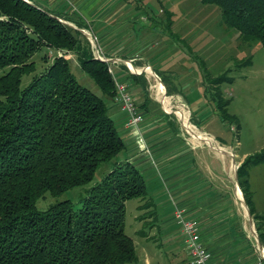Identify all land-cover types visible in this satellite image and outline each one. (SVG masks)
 Segmentation results:
<instances>
[{
	"label": "trees",
	"instance_id": "16d2710c",
	"mask_svg": "<svg viewBox=\"0 0 264 264\" xmlns=\"http://www.w3.org/2000/svg\"><path fill=\"white\" fill-rule=\"evenodd\" d=\"M199 1L216 5L221 21L241 41L264 47V0ZM65 21L88 28L79 17L34 0H0V264H139L135 242L124 230L125 201L145 194L135 167L114 166L88 188L77 208L70 199L36 207L46 192L56 196L88 183L102 162L125 148L108 104L77 81L66 54H73L101 93L116 101L108 62L95 57L87 37ZM43 46L55 55L21 87L22 76L35 71L31 57ZM227 72L212 77L209 88L204 70L205 91L221 120L235 121L239 128L220 90L222 82L233 79ZM127 76L146 91L143 74ZM259 163H264V151L246 155L237 167V181L264 245V213L255 211L249 184V168ZM147 204L152 209L138 217L151 218V226L154 204L138 207ZM138 231L146 235L144 228Z\"/></svg>",
	"mask_w": 264,
	"mask_h": 264
},
{
	"label": "rangeland",
	"instance_id": "374dc122",
	"mask_svg": "<svg viewBox=\"0 0 264 264\" xmlns=\"http://www.w3.org/2000/svg\"><path fill=\"white\" fill-rule=\"evenodd\" d=\"M34 1L42 7L66 12L73 18L79 17L87 23V29L79 28L72 22L67 23L87 33L82 32L87 37L93 52L99 41L102 51L114 55L115 50H111V47L114 46L115 41L112 38L109 40L107 35V43L103 44L99 38L98 7L100 5L101 15L105 18L104 21L108 22V32L115 35L118 30L117 23L126 26L121 30L122 40H124L123 34L131 35L128 42L132 44V49L145 50L144 53H147L148 63L153 71L152 73L146 59L135 50L133 53L135 59L128 64L133 65L136 61L144 63L140 68H143V76L148 81L146 91L139 89L132 92L128 76L119 80L125 83L142 113L141 134L149 142L150 151H141L132 133L128 134L130 130L123 128L124 112L119 113L113 102L101 93L91 77L78 65L75 56L66 54V57L70 59V69L77 81L99 95L108 104L109 114L125 142V148L110 161L102 162L96 169L93 179L88 183L69 188L56 196L46 192L37 200L36 207L43 209L55 201L70 199L73 206L77 208L82 204L88 188L100 182L114 166L131 165L138 169L144 181L145 194L143 197L125 201L124 230L135 242L139 264H146L147 256H150L153 262L161 261L163 264L173 262L171 256L174 253L179 259L185 257L186 248L179 239L178 226L173 229L162 228L163 225L158 228L155 223L149 226L151 218H139L138 216L152 207L149 204L143 208L138 206L141 203L151 202L154 207L157 206L159 212H162V207L167 205L164 196L167 189L165 178L174 171L176 173L179 171L181 176L191 175L194 170L193 163L196 162L199 165V153L202 154V165L218 166L219 179L234 180L236 166L232 165L231 156L222 155L211 146L219 144L228 151L235 152L236 160L248 154L264 151V47L258 41H241L238 32L227 28L221 21L220 10L216 5L204 4L199 0ZM159 1L164 7L173 11L171 30L175 32L171 35V40L164 27L167 15ZM149 15L154 16L157 22L150 25L146 20ZM110 19H112L111 23ZM157 37H160V40ZM44 55H47L45 61L42 59ZM54 55L55 53L45 46L34 53L31 60L35 62V71L22 76L21 87L28 84L34 73L44 70ZM240 63L243 65L239 66ZM166 66L180 73L179 78L184 81L185 87H190L187 94L183 93L186 101L180 94L166 93L164 85L163 91L159 90L158 83L161 80H158L160 77L153 69H164ZM108 67L112 69V66ZM132 68L135 70L134 67ZM204 70L210 76L207 80L209 88L213 86L210 79L226 70H228L226 75L233 78L231 81L222 82L220 90L223 97L229 100L228 112L238 118L239 128L235 121L230 123L221 120L209 91L200 93L193 89L196 83H206ZM3 71L4 69H0V74ZM115 80L118 79L114 78V82ZM146 94H148L146 96L147 103H149L148 110L143 107V97ZM201 100L203 104L199 110H192L187 105L188 102L190 106H194L197 101L200 103ZM163 105H170L168 114L161 111ZM185 123L186 126H191L193 134L200 132L199 134L205 135L207 139L204 140L211 146L205 141H196L202 146L193 148L186 145L185 135L187 134L191 140L193 137L187 132ZM211 134L218 138V140L215 139L217 142ZM236 164L238 165L237 161ZM221 169H224V172H221ZM250 181L254 190V200L260 209L264 210V163L250 168ZM154 209L156 210V207ZM174 221L171 220V223L175 224L176 221ZM154 222H156L155 219ZM141 228L145 229L147 236L140 234L138 230ZM259 251L264 256V245Z\"/></svg>",
	"mask_w": 264,
	"mask_h": 264
},
{
	"label": "crops",
	"instance_id": "0c3cea01",
	"mask_svg": "<svg viewBox=\"0 0 264 264\" xmlns=\"http://www.w3.org/2000/svg\"><path fill=\"white\" fill-rule=\"evenodd\" d=\"M159 3L161 6H163L162 8L166 12V14L168 12L171 13L170 19L172 24L173 11L164 7L162 2L159 1ZM99 7H98L99 38L101 42H103V44L107 43V38H108L107 35L109 36V40L112 38L115 42L113 43L114 46L111 47V50L112 49L115 50V54L114 55L109 53L107 54L104 51H102L103 49L101 50L99 46L100 45L99 41H97L98 46H96V48L98 49L100 55L106 59L108 65L112 66L113 72L111 73L113 74V77L118 80H121L124 77H126L129 73L136 75L144 74L142 72L143 68H140L142 67V65H144L143 62L140 61L133 62L134 66L132 64L130 65L128 64V62H131L135 59V57L133 56L135 50L140 53L141 57H144L146 59L147 61L146 63L149 65L150 70L152 71V67L148 63L147 53H144L145 50L143 49L139 50L136 48L132 49V44L128 42L129 38H131V35L123 34L122 37L124 40H122L121 35L123 32L121 30L126 26H122L121 24L117 23L116 27L118 30L115 33V35H113V33L111 32H108V28H107L108 22L104 21L105 18L101 15ZM131 10L133 11V9ZM146 20L149 22L150 25H152L153 22L154 23L157 22L155 21V17L152 15L147 16ZM111 21L112 19H110L109 22L111 23ZM164 27L168 31L169 40H171V35L175 32V30H173L174 32H172L171 25L170 26L168 25L167 18ZM158 38L160 40V37H157V39ZM183 42L185 41L183 40ZM143 47H145V45H143ZM183 51H185V49ZM95 57L97 56L95 55ZM131 66L134 67L135 70ZM153 70L158 74L160 80H161V76L162 78H164L165 82L161 80L163 83L161 84L165 86L166 93H169V95L180 94L183 97V99L186 101V98L183 95V93H186L187 90L190 89V87L189 88L185 87L184 81L181 80V78H179L180 73L178 74L176 70L170 69L169 66H166V68L164 69L162 68V69H156V70L153 69ZM181 76L183 75L181 74ZM129 82L131 86L130 89L132 90V92L138 91L139 89L143 90L140 81L131 79L129 80ZM195 86L196 87H194L193 89L198 90L201 93L205 91L206 83L205 82L196 83ZM167 87L171 89V92L167 91ZM146 96H148V94H146L145 97H143L144 98L143 107L145 108V110H148L149 103H147ZM112 102L115 108H117V110L120 113L121 109L119 108L118 102L117 101H112ZM168 102L170 101L168 100ZM202 104H203L202 100L200 103H198L197 101L194 106H190L189 103L187 102V105L192 110H199ZM168 107L170 108V105L169 106L163 105L161 111L165 114H168L169 113ZM124 114L125 117L122 122L123 128L125 130H130L128 134L132 133V135L135 137V142L138 143L137 145L139 150L150 151L149 142L146 141L145 138H143V135L141 134L140 125L139 127H127L125 125L126 113L124 112ZM185 122L187 123V121ZM196 126L198 127V125ZM187 132L189 133V135L193 137V140H191L186 134L185 144L190 145L192 148L194 146L195 147L199 145L202 146V144L196 143V141L201 142V141H205L204 139H207L205 135L203 136L199 134L200 133L199 131L198 134H193L194 131L191 132L187 128ZM201 133L203 134V132ZM211 135L214 138V140L215 139L218 140L216 136H214L213 134ZM205 143L211 146L206 141ZM219 143L221 145H224L223 142L219 141ZM217 146L220 145L217 144L215 146H211V148L216 149L222 155H230L232 165H234L232 160L233 157L235 159V162L236 161L238 162V165L245 158V156H243L241 159L236 160L235 152L232 153L222 146H220L222 147V149H219V147ZM223 151H226V153H224ZM198 162L199 165L196 162H194L195 164L193 163L194 170L192 171L191 175L181 176V174H179V171L177 173L175 171L174 172L172 171L173 173L170 174L167 178H165L166 179L165 184L167 185V189L164 192L165 194L164 196L166 197L167 205L162 207V212H159V210H157V206H155L156 212L154 219L156 220V222L154 223L156 224V227L159 228V226L163 225L164 227L162 228L173 229L176 228V226H178L179 229L177 231L179 234L178 235L179 239L184 243L183 234L179 225H177V223H175L176 225L171 223V220L172 221L175 220L174 219L175 205H178L185 210L187 216L197 221L200 230L201 241L203 245L211 252L210 264H250L255 259L264 258L263 254L259 251L260 249L258 245L259 239L254 225V219L249 211V214L252 217V223H253L252 225V223L249 220L248 211L243 203V201L245 200L241 188L237 181V168L236 170H234V180L219 179L218 178L219 169L217 165H209V164L202 165L201 153L198 154ZM250 168H249V184H250V189L253 192V206L256 212L264 213V210L260 209V207L256 204V201L254 200V190L252 189V184L250 181ZM220 171L224 172V169H221ZM171 257H173L172 260H174L173 262H171L173 264H189L187 251H186V256L180 259L177 257L176 253L172 254ZM156 262L157 263H155V261L153 262L150 256L149 257L147 256L146 264H163L161 261H156Z\"/></svg>",
	"mask_w": 264,
	"mask_h": 264
},
{
	"label": "built area",
	"instance_id": "2783aa9c",
	"mask_svg": "<svg viewBox=\"0 0 264 264\" xmlns=\"http://www.w3.org/2000/svg\"><path fill=\"white\" fill-rule=\"evenodd\" d=\"M95 55L100 60L106 59L100 55L95 48ZM111 71V68L108 67ZM116 96L115 99L119 104L121 111L126 113L125 125L127 127H138L143 119L142 113L136 106L127 86L124 82L115 80ZM174 218L179 225L183 241L188 255L189 264H210L211 252L203 245L198 223L195 219L186 215L185 210L175 205ZM250 264H264V258H258Z\"/></svg>",
	"mask_w": 264,
	"mask_h": 264
},
{
	"label": "water",
	"instance_id": "95a60500",
	"mask_svg": "<svg viewBox=\"0 0 264 264\" xmlns=\"http://www.w3.org/2000/svg\"><path fill=\"white\" fill-rule=\"evenodd\" d=\"M66 23H67V21H65ZM82 32H84V34H87L84 30H82V29H80ZM158 78V77H157ZM158 80H160V78H158ZM224 153H226V151H223ZM233 164L236 166V168H237V164H236V162H235V159H234V157H233ZM235 175H236V172H235ZM243 203H244V205H245V207H246V209H247V211H248V214H249V210H248V207H247V204H246V202L245 201H243ZM249 220H250V222L252 223V217H251V215L249 214ZM252 225H253V223H252ZM258 245H259V247L260 248H262V245H261V243L258 241Z\"/></svg>",
	"mask_w": 264,
	"mask_h": 264
},
{
	"label": "bare ground",
	"instance_id": "6f19581e",
	"mask_svg": "<svg viewBox=\"0 0 264 264\" xmlns=\"http://www.w3.org/2000/svg\"><path fill=\"white\" fill-rule=\"evenodd\" d=\"M148 70H149V69H148ZM152 73H153V72H152ZM158 87H159V90L163 91V85L161 84V82L158 83ZM158 93H159V92H158ZM162 96H164V95H162ZM164 97H165V96H164ZM164 97H163V98H164ZM163 101H164V100H163ZM165 102H166V101H165ZM182 110H183V109H182ZM187 128H188L189 131H191V132L193 131V130L191 129V126L187 125ZM187 128H186V129H187ZM194 130H195V129H194ZM203 139H204V138H203ZM217 147H219V149H222V147H220V146H217Z\"/></svg>",
	"mask_w": 264,
	"mask_h": 264
}]
</instances>
